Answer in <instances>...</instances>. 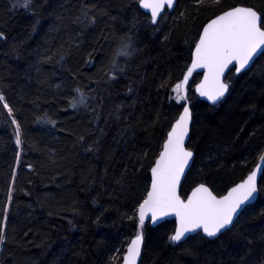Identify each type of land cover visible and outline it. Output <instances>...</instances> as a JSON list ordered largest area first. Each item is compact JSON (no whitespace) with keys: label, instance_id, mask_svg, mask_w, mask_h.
Returning <instances> with one entry per match:
<instances>
[{"label":"trees","instance_id":"trees-1","mask_svg":"<svg viewBox=\"0 0 264 264\" xmlns=\"http://www.w3.org/2000/svg\"><path fill=\"white\" fill-rule=\"evenodd\" d=\"M86 2L108 14L84 31L77 41L79 48H73L61 65L39 63L35 50L45 39L55 37L56 44L69 39L68 32H51L50 28L56 25V16L78 0H46L39 10L35 34L31 30L36 17L22 7L9 13V0H0V29L8 36L6 42L0 41V86L7 85L3 90L21 122L22 141L16 144L15 126L0 107V220L12 192L0 264L122 263L137 232V221L127 217L134 215L150 186V167L182 112L170 88L190 67L192 43L217 11L207 7L197 11L195 0H178L156 30L137 0ZM261 2L223 0L222 6ZM69 31L75 35L78 29ZM129 31L139 52L117 81L105 83L110 53ZM89 53L92 59L86 63ZM228 78L233 86L216 107L202 102L195 93L201 75L189 82L194 124L188 148L195 153V164L186 176L182 195L198 183L224 195L260 162L264 57L249 71L240 75L232 71ZM96 80L101 81L99 87ZM161 82L165 87H160ZM57 84L62 86L57 88ZM77 86L85 92L97 88V94L104 97L99 122L92 113L69 106ZM128 87L133 93H128ZM120 104L124 105L123 117L117 122L109 113ZM44 113L56 121L55 127L37 122ZM129 124L131 132L121 136ZM99 129L106 133L100 152L86 151ZM260 184L264 185V172ZM174 229L173 221L156 228L144 226L142 264H260L264 257V193L219 239L198 234L187 243L172 245L168 236Z\"/></svg>","mask_w":264,"mask_h":264},{"label":"snow or ice","instance_id":"snow-or-ice-1","mask_svg":"<svg viewBox=\"0 0 264 264\" xmlns=\"http://www.w3.org/2000/svg\"><path fill=\"white\" fill-rule=\"evenodd\" d=\"M137 2L139 7L148 10L149 24L156 26V30L159 29V22L167 19V10L173 9L177 4V0H137ZM195 2L198 6L197 11L200 7L215 8L217 11L213 13V18H209L208 22L202 26V30L198 32L197 38L192 43L191 66L187 68L183 78L170 88V91L175 94L173 99L180 103L182 112L171 124L162 144V150L150 167V186L146 187L142 199L135 207L134 215L127 217L129 220L137 221V232L135 238L128 244L123 256V264H138V261L142 264L141 253L145 246L143 230L146 220L150 219L151 223L156 224L164 217L174 215L176 227L173 234L168 236V241L172 245L187 243L192 238L191 234L197 231L205 238L219 239L235 227V222L243 214L245 207L250 205L260 193H264V185L258 184L257 181L258 172H264V168L257 167L240 183L230 188L226 195H217L205 183H198L191 189L190 195L181 194V180L186 179V169L190 172V162L192 165L195 164L194 152L185 147L186 139H191L190 131L194 124L188 95L189 79L193 71L197 68L205 70L204 79L196 85V92L210 101L212 105H217L223 101L233 86V82L225 76L229 66L234 65V71L239 74L243 70H250V65L256 62L255 58L264 57V0L259 4L227 7L222 6L223 0H195ZM9 3L11 5L9 13L22 7L36 17L31 30V34H35L40 25L39 10L42 9L46 0H9ZM107 14L105 9L99 8L94 3L86 2V0H78V3L71 9L66 8L56 16L57 23L50 28V31L56 33L66 31L69 39L59 44L55 43V37L45 39L43 44L35 50L39 63L55 62L63 65L66 58L70 57L72 49L79 48L80 44L77 41L80 40L84 31L95 26L98 20ZM185 14L186 11L181 12L180 17H184ZM72 27L78 29L75 35L69 31ZM135 27L136 24L133 22V28ZM164 39L167 40L168 36ZM7 40L5 30L0 29V41L6 42ZM138 52L139 49L135 45L131 31L121 36L118 45L110 53L108 71L104 72V76L107 77L105 83L117 81L119 76L126 72L129 62ZM91 59L92 54L89 53V61L86 63ZM36 71L40 72V68L37 67ZM71 75L73 79L77 78L76 73H71ZM41 82L43 81H38V83ZM94 83L99 87L101 81L96 80ZM6 86H0V107L7 111L11 123L15 126V142L20 145L22 143L21 122L14 115L15 109L9 104L4 93L3 87ZM61 86L56 85L57 88ZM160 87H165V82H161ZM104 91L109 96L111 95L107 89ZM73 92L75 95L72 96L69 106L74 110L83 109L92 113L93 119L99 122L104 97L97 94V88L85 92L77 86L73 88ZM128 93H133L132 87H128ZM123 107L122 104L116 105L109 113V118L120 122L123 117ZM37 122L56 126V121L51 119L47 113L37 117ZM131 129L132 125H127L120 135L131 132ZM98 131L99 134L86 147V151L100 152L106 133L103 129ZM79 140L83 142L84 137L80 136ZM146 155L145 153L144 156ZM258 156L261 164H264V148L259 151ZM12 181L15 182V175ZM11 201L12 192L10 190L2 220H0V245L5 243L6 223ZM95 222L100 223V216L96 217ZM0 251L3 249L0 248ZM241 259L243 260L244 257ZM260 264H264V257Z\"/></svg>","mask_w":264,"mask_h":264},{"label":"water","instance_id":"water-1","mask_svg":"<svg viewBox=\"0 0 264 264\" xmlns=\"http://www.w3.org/2000/svg\"><path fill=\"white\" fill-rule=\"evenodd\" d=\"M177 3H178V0H177ZM176 6H177V4H176ZM176 6H175L173 9H171V10H167V12L172 13V12L175 10ZM140 8H141V7H140ZM141 10L150 16V13L148 12V10H145V9H143V8H141ZM162 15H163V14H162ZM259 58H260V57L255 58V61H257ZM255 63H256V62H255ZM190 66H191V64H190ZM253 66H254V64H253V65H250V69H251ZM233 70H234V65H230L229 68H228V69L226 70V72H225V76L228 77L229 74H230ZM247 71H249V70H247V69H246V70H243V71H241L239 74H237V73L235 72V74H236V75H240V74H243L244 72H247ZM204 72H205L204 69H201V68H197V69H195V70L193 71L192 76H191L190 79H189V82L191 81V79L193 78V76L196 75V74L202 76V78H201V81H202V80L204 79ZM201 81H200V82H201ZM200 82H199V83H200ZM199 83H198V84H199ZM188 85H189V84H188ZM195 92H196V89H195ZM229 93H230V90H229ZM229 93H228V94H229ZM196 94H197V96L200 98V100H201L202 102H205V103H207V104H209V105H211V106H215V107L218 106V105H220V104H221V103L227 98V96H228V94H226V96H225V98L223 99L222 102L218 103L217 105H212L211 102L208 101L205 97H201V96H199V93H198V92H196ZM191 129H192V128H191ZM190 135H191V131H190ZM189 141H190V140H188V139H186V141H185V147H187V148H188ZM194 154H195V153H194ZM194 159H195V157H194ZM192 166H193V165H192L191 162H190V167L192 168ZM257 167L264 168V164H261V162H260V163H259L254 169H256ZM254 169H253V170H254ZM188 173H189V171L186 169V176H187ZM150 175H151V172H150ZM262 175H263V172H258V174H257V181H258V184H260V180H261V178H262ZM184 182H185V178H182V180H181V191H182V187H183ZM239 183H240V182H239ZM234 186H235V185H234ZM234 186H233V187H234ZM190 193H191V192H190ZM190 193H189V195H190ZM226 194H227V192H226ZM226 194H225V195H226ZM258 197H259V195L257 196V198H256L254 201H252V203H251L250 205L246 206L245 209H246L247 207H249V206L254 205V204L257 202ZM244 211H245V210H244ZM240 216H241V215H240ZM240 216H239V217H240ZM170 221H174V222H175V226H176V217H175L174 215H169V216H167V217H164L163 220L157 221L156 224L151 223V221H150V219H149V220H146L145 224L149 223L152 227L156 228L157 226H160V225H162V224H164V223H166V222H170ZM235 223H236V222H235ZM198 234H202V233H200L199 231H197L196 233H192L191 235H192V237H193V236H196V235H198ZM202 235H203V234H202ZM208 239H210V240H215V239H217V238H208ZM181 243H183V242H181ZM181 243H180V244H181ZM177 245H178V244H177ZM142 252H143V250H142ZM141 260H142V253H141ZM121 264H123V261H122ZM138 264H140L139 261H138Z\"/></svg>","mask_w":264,"mask_h":264},{"label":"bare ground","instance_id":"bare-ground-1","mask_svg":"<svg viewBox=\"0 0 264 264\" xmlns=\"http://www.w3.org/2000/svg\"><path fill=\"white\" fill-rule=\"evenodd\" d=\"M195 89H196V87H195ZM196 93V92H195ZM197 95V94H196ZM158 227V226H157Z\"/></svg>","mask_w":264,"mask_h":264}]
</instances>
